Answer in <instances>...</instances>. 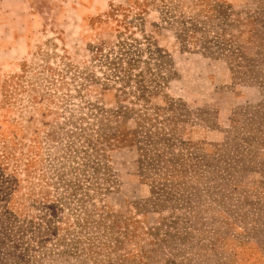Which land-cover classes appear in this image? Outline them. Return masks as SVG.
Segmentation results:
<instances>
[{
  "label": "rangeland",
  "instance_id": "374dc122",
  "mask_svg": "<svg viewBox=\"0 0 264 264\" xmlns=\"http://www.w3.org/2000/svg\"><path fill=\"white\" fill-rule=\"evenodd\" d=\"M0 264H264V0H0Z\"/></svg>",
  "mask_w": 264,
  "mask_h": 264
}]
</instances>
